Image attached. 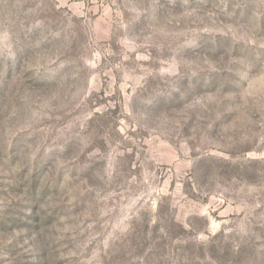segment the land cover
<instances>
[{
	"label": "rangeland",
	"instance_id": "rangeland-1",
	"mask_svg": "<svg viewBox=\"0 0 264 264\" xmlns=\"http://www.w3.org/2000/svg\"><path fill=\"white\" fill-rule=\"evenodd\" d=\"M0 264H264V0H0Z\"/></svg>",
	"mask_w": 264,
	"mask_h": 264
}]
</instances>
